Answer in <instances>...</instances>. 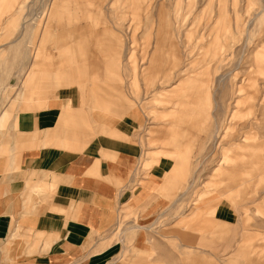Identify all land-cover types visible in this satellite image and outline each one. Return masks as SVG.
I'll return each instance as SVG.
<instances>
[{
	"label": "rangeland",
	"instance_id": "374dc122",
	"mask_svg": "<svg viewBox=\"0 0 264 264\" xmlns=\"http://www.w3.org/2000/svg\"><path fill=\"white\" fill-rule=\"evenodd\" d=\"M59 96L45 144L123 120L141 150L86 264H264V0H0V156L41 140L18 113Z\"/></svg>",
	"mask_w": 264,
	"mask_h": 264
},
{
	"label": "crops",
	"instance_id": "0c3cea01",
	"mask_svg": "<svg viewBox=\"0 0 264 264\" xmlns=\"http://www.w3.org/2000/svg\"><path fill=\"white\" fill-rule=\"evenodd\" d=\"M52 16L51 10L49 28ZM51 33V28L46 29V35ZM84 71V66L77 71V83L84 80ZM63 96L51 99L42 109L20 111L14 135L34 133L43 138L56 126L61 105L69 98ZM131 120L128 116L127 121ZM115 127L119 137L99 134L82 151L60 149L40 138L0 156V264L89 261L84 257L86 246L91 237L109 232L116 224L118 203L135 183L133 172L141 155L139 145L130 140L129 126L122 120ZM161 163L165 160L154 167L147 189L142 187L131 200L143 204L148 199L158 177L155 170L164 168ZM152 164L148 161L145 166ZM39 232L45 236L36 237ZM47 242L50 246L44 251Z\"/></svg>",
	"mask_w": 264,
	"mask_h": 264
},
{
	"label": "bare ground",
	"instance_id": "6f19581e",
	"mask_svg": "<svg viewBox=\"0 0 264 264\" xmlns=\"http://www.w3.org/2000/svg\"><path fill=\"white\" fill-rule=\"evenodd\" d=\"M167 40V39H166ZM167 43H168V40H167ZM168 47V46H167ZM162 51V50H161Z\"/></svg>",
	"mask_w": 264,
	"mask_h": 264
}]
</instances>
